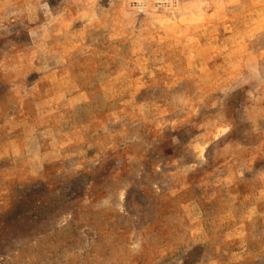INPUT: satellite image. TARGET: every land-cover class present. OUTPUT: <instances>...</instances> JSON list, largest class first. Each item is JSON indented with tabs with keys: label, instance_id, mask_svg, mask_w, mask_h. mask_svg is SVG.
Segmentation results:
<instances>
[{
	"label": "rangeland",
	"instance_id": "rangeland-1",
	"mask_svg": "<svg viewBox=\"0 0 264 264\" xmlns=\"http://www.w3.org/2000/svg\"><path fill=\"white\" fill-rule=\"evenodd\" d=\"M0 264H264V0H0Z\"/></svg>",
	"mask_w": 264,
	"mask_h": 264
},
{
	"label": "crops",
	"instance_id": "crops-1",
	"mask_svg": "<svg viewBox=\"0 0 264 264\" xmlns=\"http://www.w3.org/2000/svg\"><path fill=\"white\" fill-rule=\"evenodd\" d=\"M70 99H71V98H70ZM75 100H76V99H74V101H73L74 103H75ZM57 120H58V119H57ZM57 120H56L55 122L52 123V126H51V127H53V126H57V125L60 124L61 122L68 121L69 118L62 119L61 121H57ZM56 132H57V131H54V134H55ZM56 137H57V135H56Z\"/></svg>",
	"mask_w": 264,
	"mask_h": 264
}]
</instances>
